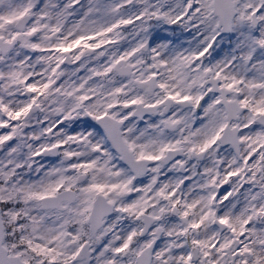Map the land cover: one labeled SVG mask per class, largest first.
<instances>
[{"label": "snow or ice", "instance_id": "1", "mask_svg": "<svg viewBox=\"0 0 264 264\" xmlns=\"http://www.w3.org/2000/svg\"><path fill=\"white\" fill-rule=\"evenodd\" d=\"M0 264H264V0H0Z\"/></svg>", "mask_w": 264, "mask_h": 264}]
</instances>
